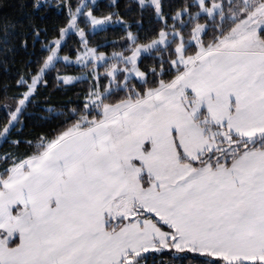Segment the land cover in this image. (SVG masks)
Segmentation results:
<instances>
[{
    "label": "snow or ice",
    "instance_id": "obj_1",
    "mask_svg": "<svg viewBox=\"0 0 264 264\" xmlns=\"http://www.w3.org/2000/svg\"><path fill=\"white\" fill-rule=\"evenodd\" d=\"M22 7L0 49L24 63L0 123V264H264V0ZM109 26L111 54L90 39ZM53 72L57 89L89 87L22 140Z\"/></svg>",
    "mask_w": 264,
    "mask_h": 264
},
{
    "label": "trees",
    "instance_id": "obj_2",
    "mask_svg": "<svg viewBox=\"0 0 264 264\" xmlns=\"http://www.w3.org/2000/svg\"><path fill=\"white\" fill-rule=\"evenodd\" d=\"M72 4L75 5L78 0H71ZM101 4V11H107L103 6L108 3V0H98ZM129 0H120L121 5L127 4ZM179 3L182 0H175ZM30 3V0H0V49H3V41L5 39L9 40V47L11 46V37H4L2 26L5 23L16 24L19 26L25 23V12L22 6ZM122 13L124 12L123 7L119 9ZM66 12L61 13L55 7H53L44 21V24L50 29L56 25L62 24L64 22ZM125 19L130 22L138 20L139 17L135 13L131 15L125 14ZM156 25L149 23L147 16L144 19L145 32L141 33L143 37L147 32H150ZM19 30L18 27L16 29ZM135 31V28L133 29ZM12 30L10 29V32ZM123 35L121 28L118 26H109L107 31L97 32L95 36L90 37L92 44L104 46L102 50L111 54L113 50H119V48L113 47V42L122 43L121 36ZM77 36H72L67 40L66 51L75 50L77 47ZM4 57L0 55V123L5 120L4 105H13L14 101L6 99V97L12 95V89L15 88L14 80L16 78L17 72L24 67L23 54L12 56L8 53V63H3ZM145 60V63H148ZM63 72L64 69L61 68ZM80 72L69 70L68 74L77 75ZM56 73L53 72L49 77L50 85L48 89L41 90V94L38 98L35 106L30 107L28 112L22 117L24 121L23 132L19 134V138L22 140H32L35 142L36 135L38 133H48L51 132L63 119V113L65 104H75L82 93H84L89 87V82L77 83L74 87L69 86L70 90L57 89L51 81L54 80ZM52 109V111H49ZM8 147L7 144H0V151H3ZM28 145L25 143L21 147V151H27ZM167 259V256L164 257Z\"/></svg>",
    "mask_w": 264,
    "mask_h": 264
},
{
    "label": "rangeland",
    "instance_id": "obj_3",
    "mask_svg": "<svg viewBox=\"0 0 264 264\" xmlns=\"http://www.w3.org/2000/svg\"><path fill=\"white\" fill-rule=\"evenodd\" d=\"M77 75H81V73L77 74Z\"/></svg>",
    "mask_w": 264,
    "mask_h": 264
}]
</instances>
